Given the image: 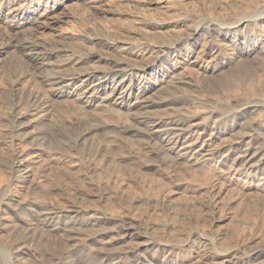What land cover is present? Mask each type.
<instances>
[{
    "label": "rangeland",
    "instance_id": "374dc122",
    "mask_svg": "<svg viewBox=\"0 0 264 264\" xmlns=\"http://www.w3.org/2000/svg\"><path fill=\"white\" fill-rule=\"evenodd\" d=\"M94 5L84 3V0H33L28 7L48 13L53 17V25H41L28 31L30 34L26 32L25 36L15 34V29L7 26L8 21L3 15L7 10L4 8L1 12V19L5 21L0 22V42H20L24 37L27 40L31 38L30 41H40L48 49L66 45L77 55L89 53L90 49H103L101 52H106L110 58L138 59L141 61L140 69L145 62L154 60V45L161 41L178 43V52L155 60V68L165 70L170 66L172 68V64L176 67L180 65V54L188 47L185 40L188 29L198 21L217 19L229 22L232 16L244 17L245 21H251L248 29H242L245 34L239 33L238 36L241 41L250 43V30L254 31L257 27L264 29V19H261L264 17V0H101L96 4L98 7ZM138 15L163 25L160 33H152L150 27L138 24L135 20ZM27 16L20 13L17 19ZM178 18H183L180 25L168 24ZM205 38H197V46ZM101 39L112 44L121 41L132 44L121 53L116 47H101ZM193 48L195 56L199 48ZM19 49L11 47L0 55V264H198V260L204 264L211 260L213 264L215 253L220 250H232L238 246L264 247V112L254 114L258 138L241 137L238 144L222 143L220 138L208 147V154H202L206 155L203 159L194 152L181 149V146L171 151L162 140H155L154 145L160 151H150L147 141L143 142L145 137L142 134L135 132L133 135L138 136L134 138L129 135L130 132H117L121 128L135 126L136 115L128 114L126 108L113 106L119 113L107 111L105 123L95 118L100 111L81 106L71 99L56 98L48 88H44L39 79L40 73L56 69L67 53L37 57ZM254 51L257 50L252 48L248 56L237 57L235 67L234 62L229 61L217 75H208L197 81L195 84L200 88L192 94L198 98L191 94L189 86L177 84L178 88L176 92L173 90L175 94L171 92L172 100L168 104H154L140 114L163 115L165 123H169L181 118H174V113L181 115L186 109L198 113V109L215 108L219 117L208 118L203 113L197 120L208 126L207 133L216 119L227 130L236 133L242 127L227 126L235 113L232 105L249 101L264 104V85L259 84L263 77L264 60ZM175 54L178 55L172 59ZM203 59L209 61L210 58L205 55ZM84 65L82 68L77 66V73L82 71L79 81L85 79L83 72L91 64ZM68 66V69L75 67L74 64ZM103 66L102 71H106L107 66ZM159 70L143 69L140 74L145 79L154 74L153 81L158 83L160 79H166ZM97 76L89 83L91 86L103 80L101 74ZM121 79V72H113L105 83L106 88L109 87L107 91ZM138 81L136 78L124 79L123 88L129 85L131 89V97H127L130 103H133L134 95H139L149 86L148 82ZM78 84L80 82L73 85V89ZM15 85L17 91L13 88ZM248 87L252 91H244ZM158 90L152 89L148 93L154 102L162 98L163 89ZM35 92L44 96V106L31 109V95ZM155 110L161 112L150 114ZM32 112L42 113L37 121L34 116L31 118ZM223 114L229 117L220 119ZM75 116L81 120L78 126L84 127L85 123L99 126L100 123L105 133L95 134L78 148L71 146L74 132L66 129L68 125L62 121ZM247 118L237 119L238 124L247 121ZM59 122L63 123H60L62 127L56 125ZM258 130L263 134H259ZM138 137H142L141 140ZM207 138L205 136L202 140ZM199 139L200 136L193 134L190 142L197 143ZM245 152L251 155L255 152L257 156L249 162L250 165L239 166L236 161ZM25 158L29 165L23 172L18 166ZM204 159L206 164H201ZM72 207L81 212L70 213ZM51 209L56 213L49 214ZM47 216L57 217L53 220L56 229L43 226L49 219ZM30 218L34 221L31 227ZM72 222L79 225L76 227L85 228L86 232L78 229L82 235L78 232L79 236L75 237L80 239L76 238L71 244L67 242L69 248L66 250L61 244L64 241L62 233L65 235L63 230L70 228ZM84 222L87 224L81 225ZM120 222L131 224L143 236L133 239L122 237ZM205 239H208L207 243ZM125 252L127 257H123ZM127 253H130L129 256ZM248 260L240 264H248Z\"/></svg>",
    "mask_w": 264,
    "mask_h": 264
},
{
    "label": "bare ground",
    "instance_id": "6f19581e",
    "mask_svg": "<svg viewBox=\"0 0 264 264\" xmlns=\"http://www.w3.org/2000/svg\"><path fill=\"white\" fill-rule=\"evenodd\" d=\"M32 1L33 0H0V19H1V12L5 8L7 11L3 14L5 16L4 19L8 21V23H6V24H8L7 25L8 27L11 26L12 28L15 29V34L16 33L17 34H24V36H25V34H28L30 31H32L33 29H35L41 25L46 26V27L47 26L50 27L53 25V23H52L53 17L48 16V13H46L44 11L40 12L38 8L28 7L29 3H31ZM62 1H67V0H62ZM100 1L101 0H84V3L86 2L88 4H92V5L95 4L96 5ZM98 10H99V8H98ZM20 13H23V15H26V16L28 15V16L21 18V19H17V15ZM3 15H2V17H3ZM261 19H264V17ZM1 20H0V22H2V23H3V21H5V20H2V21ZM53 20H55V16H54ZM135 20L137 21L138 24H141V26L144 25L146 27H150L152 33H160L159 30H161L163 28L162 27L163 25H160V24H158V23H156V22H154L148 18L143 17V16L138 15L135 17ZM250 21H245L244 17L238 18L237 15L232 16V18L230 19L229 22L221 21L223 23H221L217 19L216 20L215 19H209V20L198 21L195 25H193L191 28L188 29L187 37L185 38V40L188 42V47H187V49L185 48L186 50L183 49V50H185L183 53L181 52V54H180L181 57L179 56L181 63L178 67H176L174 64H172V68L170 66V68L165 69V70H161V69L159 70V69L155 68V60L156 59L159 60L160 58H163L165 56L170 57L172 52H178L179 51V49L177 50V48H176L177 47L176 45H178V43H169L167 41H161V42L157 43L156 45L152 44V45H154L153 48L155 50V51H153L155 53L154 57H153L154 60H150L147 63L145 62V64H143V69L144 70H152V71H154V70L155 71H157V70L162 71V73L164 74V78H166V79L168 78V80L166 81V79H165L163 81L160 79L158 81V83H155L153 81V78H154L153 75L154 74H152V73H154V72L151 73L152 75L149 79H145L140 74L143 69L139 68L141 61L139 62L138 59L134 60L135 58L131 59L129 57H128L129 59L128 58L125 59L126 57L122 58L123 60H120L121 58L120 59L110 58V56L108 57L105 54L106 52L105 53L101 52L103 49L102 50L99 49L100 47L98 48L100 51L99 50L93 51L94 49H90L89 53H86L83 55H77V53L74 50L67 48L68 46L65 47L66 45H64V47H59L56 49L55 48L51 49L53 47L50 48L48 46L50 48V49H48L45 46H43L44 44L43 45L40 44L39 43L40 41L39 42H37L35 40L30 41V40H32L31 38H30V40H27L24 37V40L22 39L20 42H18V41L0 42V55L5 53L7 51V49L11 48V47L17 48V49L20 48L19 50L24 49L25 51H27V53H28L27 55H33V56L35 55L37 57H41L44 55L53 56L54 54L57 55V53H60V52L67 53L65 59L66 58H68V59L65 60L64 58L61 57L62 60L63 59L64 60L61 61L56 66V69H53V70H47L46 69L47 71H45V73L41 72L39 75V79L41 80V83L44 85V88H48L52 95H54L56 98H61L64 100L71 99V100H74L76 102H79L81 104V106H84L87 108H92L94 110H98V112L100 111L99 114H97L98 112L95 113V114H97V115H95V118L99 119V120H101V119L104 120V118H106V117H104V115L107 111H109L108 113H110V112L113 113V112H117V110L120 109L121 107H124V108H126L127 112H129L128 114L132 115V113H133V117H134V115H136V121L134 122L135 126H131L128 129L127 128L126 129L121 128V131H120V129H119V131H117L118 133L120 132L122 134V133L130 132L129 135L133 136L134 138H136L138 135L137 134L133 135V133L137 132L139 134H142L143 135L142 137H145V141H143V140L142 141L145 143L147 141V145H149L147 147V149L148 150L151 149L150 151H153V149L156 152L158 150L160 151L159 148H157L158 150H156L154 145L156 144L155 140H162L164 145L166 147L168 146V148L171 149V151L173 149H175L176 147L181 146V149L188 150V153L194 152L193 154H196L197 157L202 156L201 159H203L204 156H206V155L203 156L202 154H208V152H209L208 147H210V146L212 147V144H214L216 140L219 141L220 138H221L220 142L224 143L226 141H229L230 144L231 143L238 144V141L241 140L240 139L241 137L248 138V139L249 138H251V139L256 138L257 137V128H256L257 127V119L254 118L255 117L254 114L257 115V113L259 114V112L263 113L264 112V104L249 101V102H239L235 105H232V109H233V111H235V113H234V116H231V119H229L231 123L228 124L227 126L228 127L233 126V127H238V128L242 127L236 133H232L233 132L232 130H230V131L227 130L226 129L227 127H224L225 125H220L219 121H216L217 119L213 122L214 125H213L212 129L210 130V132L207 133V127L208 126L205 123L198 122L197 120H198L199 115L203 114V113L207 114L208 118H213L216 115H218V117H219V113H218L219 111H217L215 108L211 109V110H209V109L207 110L206 108H205V110L204 109H202V110L198 109V111H199L198 113H191V111H188L186 109L183 113H181V115H176L174 113V115H172L174 118L179 117V116H181V118L174 119L173 121L169 120L170 121L169 123H167V122L165 123L164 119L166 117H164L163 115L162 116L161 115L160 116H151V115L144 116L143 114H140V112L144 111L142 113H145V110H147V109L149 110V108H152L155 105L161 106V105L168 104L172 100V98H171L172 96L170 95L171 92L173 93L174 92L173 90H175V92H176V90L178 88L177 86H175L177 84H180V86L181 85L189 86V88L192 89V91H190L191 94L196 92L198 90V87H199L198 85L195 84L197 81L199 82V80L201 78H203V77L206 78V76H208V75L216 74L219 70H221L222 66L227 62L229 63V61L234 62L233 64H235L234 65V67H235L236 66L235 62H236L237 57L241 58L244 56L245 57L248 56L247 53L252 48H255L257 51H254V52L255 53L257 52V54L259 55L258 57H260L262 60H264V29H260L257 27L254 31L250 30V32H252L250 35L252 43H250L246 40L241 41V37L238 36L239 33L245 34L243 32L244 30L242 31V29L245 27L247 28V25ZM181 22H183V18H178L174 22L170 21L168 24H170V25L173 24V26H176V25H180ZM252 22H254V20ZM253 27H255V26H253ZM260 27H261V25H260ZM26 32H28V33H26ZM247 34H249V33H247ZM205 36H206V38H205ZM199 37L205 38V40L203 39L202 43L197 46V43H195V40H197V38H199ZM36 40H38V39H36ZM96 40H97V38H96ZM98 40H100V39H98ZM103 41L104 40L101 41L102 43L100 42V44L102 45L101 47H108V48L109 47H112V48L116 47V49L118 50L117 52H121V53L127 51L131 47L130 45L132 44V43L131 44L128 43L127 41H121L120 43L115 42V44H112L106 40L104 42ZM118 44H120V45H118ZM96 45L97 44H95V46ZM193 47L199 48L198 52L196 53L195 56H194L195 53L192 51ZM254 52H252V53H254ZM68 53H69V55H68ZM235 53H237V54H235ZM56 55H55V57H56ZM176 55H178V54L172 55L173 56L172 59H174V57ZM205 55L210 58L209 61H206L205 59H203ZM176 60H178V59H176ZM88 63H90L91 65H88V67L86 69L84 68L85 71L83 73H84L85 79L83 81H79V79H80L79 76H80L82 71L80 72V74L77 73V66H80L82 68V65L88 64ZM56 64L57 63H55V65ZM70 64H74L75 67H73L71 69L66 68ZM233 64H230V66ZM103 65H105V68L107 66L106 71L104 70L105 72L102 71L103 67H104ZM101 67H102V69H101ZM141 67H142V65H141ZM238 67H236V68H238ZM48 69H50V68H48ZM179 70H181V72ZM115 71H116V74H117V72H121L122 79L120 81H118L113 87L111 86L110 91L108 92L107 90L109 89V87L106 88L105 83L107 82V79L109 80V76ZM177 71H179V72H177ZM220 72H222V71H220ZM98 74H101V78L103 80L100 81L98 84L96 83L95 85L91 86L89 83H91L94 79H96L98 77L97 76ZM156 74H157V72H156ZM125 78H136L139 81L140 80L144 81V83H146V82L149 83L148 84L149 86L147 88H144L140 92L139 95L137 94V95H134V97H132L134 99L133 103H130L129 100L127 101V97L128 98L131 97V89H129L130 88V87H128L129 85L126 88H123ZM161 78L163 79V77H161ZM261 78H260L261 80H260L259 84L264 85V72H263V77H261ZM151 80L153 82H151ZM231 80H233V79L231 78ZM77 82H80V84H78V86L75 89H73L72 86L76 85ZM163 84L165 86L164 88H162ZM13 88L17 91L16 85L13 86ZM156 88H157V90L159 89L158 91L163 89L161 92L162 98H160L154 102L151 99V97L150 98L148 97V93L152 89H155V91H156ZM244 91H248V92L252 91V88L251 87L245 88ZM178 92L180 93V91H178ZM173 94H175V93H173ZM100 95H104V97L101 98ZM192 95H191V97H192ZM193 96L196 97V95H193ZM43 97L40 95L39 92L33 93L31 95V101H30L31 102V105H30L31 109L32 108L35 109L36 106L38 108H39V106L43 107L44 106ZM196 98H198V96ZM193 99H192V101H194ZM198 102H199V100H198ZM202 102H204V101H202ZM45 104H46V102H45ZM113 106H114V108L116 107L118 109H114ZM151 110H153V109H151ZM155 111H157V110H155ZM155 111H150L151 113L149 111H146V112H148L150 114H152V112L158 114L159 110L157 112H155ZM159 112H161V111H159ZM45 113H47V112L45 111ZM117 113H119V112H117ZM117 113H115V115ZM27 114H30V112H28ZM39 114L41 115L42 113H38V114L33 113V115H31V118H32V116H34V119L36 120L37 117H39L38 116ZM167 115H169V114H167ZM250 115H252V116H250ZM139 116H141V117H139ZM226 116H228V115H226V114L220 115V119H226L227 118ZM244 117L245 118L248 117L247 121L243 122L242 124L240 123V125H241L240 126L237 122V119L244 118ZM170 118H172V117H170ZM32 119H30V120H32ZM79 121L81 122L80 117H78V116L71 117L67 120L62 121L63 123L68 125V128H66V129L74 132V137H73V139L71 138L73 140V143L71 142L72 145L70 144L73 147L78 148L79 146L83 145L84 142L87 141L89 138H92L95 134L104 132L102 130L104 128L103 124L101 125L99 123V126H97V125L94 126V125H90V124L87 125V123H85L86 125L84 127L83 126L81 127L80 125L79 126L77 125ZM29 122H31V121H29ZM62 122H59L56 125H58L59 127H62V125H61V124H63ZM104 122H105V120H104ZM225 124H227V123H225ZM105 126H107V125L105 124ZM258 133H259V130H258ZM193 134H197L198 136H200V139L197 143L190 142V137ZM259 134H261V133H259ZM225 135H228V136H225ZM205 136H208V138L205 140H202ZM141 138H139V139L141 140ZM69 141H70V139H69ZM67 143H68V141H67ZM69 143H68V145H69ZM157 144H158V142H157ZM219 145H220V143H219ZM159 146H160V144H159ZM261 149H262V146H261ZM245 153H244L245 155L243 154V157H239L238 160L236 161V163L239 166H243V165L247 166L249 164V162L251 160H253L254 157L256 158V156H257V153H255V152L252 153V155L250 153H247V152H245ZM18 154H19L18 157L22 156L21 152H19ZM27 155H29V154H27ZM159 155H160V153H159ZM178 156H181V155H178ZM27 161H28V159L25 158L20 163V165L18 166L19 169H21L20 171L24 172L25 170H27L26 169L27 165H29V164H27ZM254 161H256V160H254ZM201 164H206V160L205 159L202 160ZM4 205L8 206L10 204L5 203ZM19 207H21V206H19ZM52 210L53 209L49 210V212H50L49 214H55L56 213L55 211H52ZM35 211H37V210H35ZM32 212H33V210H32ZM69 212L79 214L81 211L79 212V210L77 211V209L73 210V207H72ZM34 214H35V212H34ZM37 214H40V213H37ZM36 216H39V215H36ZM47 217L49 218V216H47ZM45 218L46 217H44V219ZM55 218H57V217L53 218V216H52L51 218L48 219V221L45 219L47 222L44 220L46 223L43 226H46L48 228L50 227L49 228L50 230L56 229V227H54L55 223L53 221V220H55ZM42 219H43V217H42ZM72 219L74 220V218H72ZM96 219H97V217H96ZM102 219H105V218L103 217ZM51 220H52V222H51ZM102 221H104V220H102ZM33 222L34 221L30 218L29 227H31L30 225H32ZM57 222H59V221H57ZM40 223L42 224L41 221H40ZM120 223H121V226H122L121 228L123 231L122 237H129V238L133 239L134 237H139V236L142 237L143 236V233L141 231L137 230L136 228L132 227L131 224L130 225L125 224L124 222H120ZM41 224H40V226H41ZM71 224H72V225H70L71 227L68 228L69 230L64 229L65 230L64 231L61 228L63 230V232L65 233V235L62 233L63 237L60 235V237H62L65 241L64 242L63 239H61L63 241L61 244L63 247H65L66 250H67V248H69L67 245V242L70 243L73 241V243H74V241H76L79 238V237L77 238L75 236L78 235L79 230L82 229V228L76 227L78 224L75 225L73 222ZM79 224H80V222H79ZM82 224L86 225L87 223L85 224V222H84V223H81V225ZM34 225H35V223H34ZM95 226H97V225H95ZM61 227H63V226H61ZM58 229L59 228H57V230ZM84 230L83 231L86 232L85 228H84ZM80 233L81 232H79V234ZM80 235H82V234H80ZM120 235H121V233H120ZM118 237H119V235H118ZM54 240H56V239H54ZM205 242L207 243L208 239H205ZM70 248H72V246ZM128 251L130 252V250H128ZM126 252L123 253V257L125 256ZM232 253H235V254L231 255ZM129 254H128V256H129ZM214 256L216 257V260L213 264H240L241 262H243V260L246 261L247 259H249L248 264L249 263L251 264L254 261L256 262L257 260L260 259L259 262L257 261L254 264H261V263H264V247L263 248H261V247H258V248L252 247L251 248L249 246L247 248H240L238 246L232 250H229V249L220 250L219 252L215 253ZM125 257H127V256H125ZM198 261H197L198 264H204V262L202 263V261H200V260H198ZM209 261L211 262V260H209ZM205 264H207V262H205ZM246 264H247V262H246Z\"/></svg>",
    "mask_w": 264,
    "mask_h": 264
}]
</instances>
